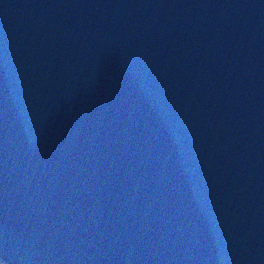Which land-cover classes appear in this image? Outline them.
Listing matches in <instances>:
<instances>
[{
	"label": "water",
	"instance_id": "1",
	"mask_svg": "<svg viewBox=\"0 0 264 264\" xmlns=\"http://www.w3.org/2000/svg\"><path fill=\"white\" fill-rule=\"evenodd\" d=\"M0 260L264 264V0H0Z\"/></svg>",
	"mask_w": 264,
	"mask_h": 264
},
{
	"label": "bare ground",
	"instance_id": "2",
	"mask_svg": "<svg viewBox=\"0 0 264 264\" xmlns=\"http://www.w3.org/2000/svg\"><path fill=\"white\" fill-rule=\"evenodd\" d=\"M0 262H1L2 264H5V263H4L3 261H1V260H0Z\"/></svg>",
	"mask_w": 264,
	"mask_h": 264
},
{
	"label": "rangeland",
	"instance_id": "3",
	"mask_svg": "<svg viewBox=\"0 0 264 264\" xmlns=\"http://www.w3.org/2000/svg\"><path fill=\"white\" fill-rule=\"evenodd\" d=\"M0 264H2V263L0 262Z\"/></svg>",
	"mask_w": 264,
	"mask_h": 264
}]
</instances>
